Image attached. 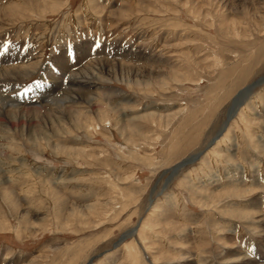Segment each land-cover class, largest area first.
Listing matches in <instances>:
<instances>
[{"label":"rangeland","instance_id":"374dc122","mask_svg":"<svg viewBox=\"0 0 264 264\" xmlns=\"http://www.w3.org/2000/svg\"><path fill=\"white\" fill-rule=\"evenodd\" d=\"M0 13V264H264V0Z\"/></svg>","mask_w":264,"mask_h":264},{"label":"bare ground","instance_id":"6f19581e","mask_svg":"<svg viewBox=\"0 0 264 264\" xmlns=\"http://www.w3.org/2000/svg\"><path fill=\"white\" fill-rule=\"evenodd\" d=\"M35 3V2H34ZM36 8L37 9H41V5L40 4H38V6H36ZM58 8V7H57ZM2 9V8H1ZM19 9V8H18ZM51 10V9H50ZM7 11V10H6ZM1 14V13H0ZM28 56H29V54L28 55H24L23 57L24 58H28ZM20 59V61L22 60V58L20 57L19 58ZM17 60V59H16ZM27 62V61H26ZM25 66V65H24ZM16 67H18V66H16ZM16 67H14V68H16ZM69 67V66H68ZM37 69V68H36ZM11 70H13V69H11ZM24 71V68H16V69H14L12 72L11 71H7V70H5V74H7V73H9V74H11V75H13V73H22L23 74V71ZM33 70V69H32ZM1 75H2V73H1ZM2 76H4V77H1V79H3V78H5V79H8V80H11V78L10 77H8L7 78V76H5L4 74L2 75ZM75 78V77H74ZM78 78V76L76 77V79ZM61 80V79H60ZM68 80V79H67ZM80 81L79 80H77L76 81V83L78 84ZM54 83V82H53ZM55 83H57V82H55ZM2 84H4V83H2ZM7 84V83H6ZM71 86V85H70ZM69 86V87H70ZM252 87V86H251ZM250 87V88H251ZM72 88H73V86H72ZM248 88V87H247ZM63 89V88H62ZM46 90V89H45ZM51 90V89H50ZM57 90V89H56ZM59 90V89H58ZM61 90V89H60ZM73 90V89H72ZM72 90H70V91H72ZM75 90V89H74ZM10 91V90H9ZM12 91H14V90H12ZM67 91V90H66ZM250 91V89H247L246 91H245V93H243V94H241L240 95V97H239V99H236L235 101H234V106H233V108H232V111L229 113L231 116H232V114L233 113H237V111L239 110V108L244 104V102H243V98L244 97H246L247 98V96H246V94H247V92H249ZM46 92V91H45ZM74 92V91H73ZM67 93V92H66ZM76 93V92H75ZM16 94V93H15ZM62 94V93H61ZM68 94V93H67ZM82 93H80V95H81ZM6 95H8V94H6ZM48 96H50V93H48L47 94ZM72 94H70L69 96L70 97H65V98H63L62 100H65V101H74L75 100V97H72L71 96ZM74 95V94H73ZM46 96V95H45ZM48 96H47V98H44V99H42V100H40V102H42V101H44V102H47V101H50V102H54V101H56L54 98H48ZM67 96V95H66ZM75 96V95H74ZM5 97V96H4ZM79 97V96H78ZM6 98V97H5ZM2 105H4V103L2 104ZM2 105H1V107H2ZM5 106V105H4ZM4 108V107H3ZM2 110V109H1ZM6 111V110H5ZM9 111V110H8ZM4 112V111H3ZM62 115V114H61ZM2 116H3V114H2ZM9 117V116H8ZM13 119V118H12ZM232 119V118H231ZM14 120V119H13ZM66 120V119H65ZM2 121V120H1ZM220 135V134H219ZM215 144V143H214ZM191 160V159H190ZM76 209V208H75ZM127 235V234H126Z\"/></svg>","mask_w":264,"mask_h":264},{"label":"snow or ice","instance_id":"6c2138e0","mask_svg":"<svg viewBox=\"0 0 264 264\" xmlns=\"http://www.w3.org/2000/svg\"><path fill=\"white\" fill-rule=\"evenodd\" d=\"M252 255H256V251L254 249L252 250Z\"/></svg>","mask_w":264,"mask_h":264}]
</instances>
